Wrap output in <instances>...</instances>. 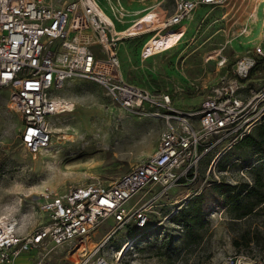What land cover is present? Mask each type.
<instances>
[{"label": "rangeland", "instance_id": "374dc122", "mask_svg": "<svg viewBox=\"0 0 264 264\" xmlns=\"http://www.w3.org/2000/svg\"><path fill=\"white\" fill-rule=\"evenodd\" d=\"M96 1L116 31L137 21L130 35L161 28L169 15L166 5L173 8V0ZM253 1L204 6L183 21L185 27L129 39L120 47L127 82L156 97L169 95L174 109H199L218 85L235 78L233 66L247 52L260 44L264 49V2ZM120 5L128 12L124 21L113 16V7ZM147 7L154 9L144 16ZM143 41V54L151 58L141 63L134 52ZM243 84L244 98L252 95L251 89L260 90L264 68L253 71ZM57 94L75 109L49 119L52 146L34 156L20 140L23 120L8 107L9 91L0 92V213L12 211L25 231L44 221L37 211L43 193L108 185L154 154L167 128L164 108L145 105L143 110H127L91 81L74 79ZM247 135L253 143L242 140L228 150L212 151L196 181L183 182L154 204L146 228L138 229L131 221L105 241L96 256L116 258L119 264H264V203H259L264 196V120ZM250 189L254 193L246 194ZM237 196L241 207L235 211L231 201ZM115 224L111 217L103 219L88 237L101 245ZM135 236L139 238L126 253L117 256ZM89 238L82 245L88 246ZM30 257L23 254L16 264ZM77 258L78 254L72 259Z\"/></svg>", "mask_w": 264, "mask_h": 264}, {"label": "built area", "instance_id": "2783aa9c", "mask_svg": "<svg viewBox=\"0 0 264 264\" xmlns=\"http://www.w3.org/2000/svg\"><path fill=\"white\" fill-rule=\"evenodd\" d=\"M228 2L173 0L174 9L171 3L166 5L169 15L163 28L129 35L127 28L115 30L114 21L96 0L64 4L0 0V92L9 91L8 107L22 117L20 140L31 155L52 146L54 129L49 119L75 109L74 103L60 108L64 98L57 94L74 79L99 84L127 110H143L145 105L164 108L167 124L157 151L108 185L43 193L37 211L45 218L33 230L25 231L16 217L0 218V264H16L23 254L31 255L23 264H118L116 258L96 256L105 241L131 221L138 229L146 228L154 204L183 182L196 181L205 157L216 149L228 150L264 120V84L258 91L251 89L248 98L242 97L243 80L264 68L261 44L233 66L235 78L218 85L195 111L172 108L169 95H151L127 82L122 73L120 47L126 41L178 30L201 7ZM152 11L147 7L144 16ZM127 14L121 5L113 7L117 21H124ZM145 44L134 52L141 63L151 58L143 54ZM133 199L130 209L125 208ZM110 217L116 224L96 251H80L96 225Z\"/></svg>", "mask_w": 264, "mask_h": 264}, {"label": "bare ground", "instance_id": "6f19581e", "mask_svg": "<svg viewBox=\"0 0 264 264\" xmlns=\"http://www.w3.org/2000/svg\"><path fill=\"white\" fill-rule=\"evenodd\" d=\"M253 2H255L256 3V0H254ZM262 2H264V0H262ZM264 4V3H263ZM158 7V6H157ZM261 7V6H260ZM154 9V8H153ZM258 9V8H257ZM256 16V15H255ZM258 17V16H257ZM138 20H140V18L138 19ZM258 21V20H257ZM137 22V21H136ZM165 26V23H163V26H161V28H163ZM131 27L132 26H129L128 28H127V30H126V34H129L130 35V32H131ZM136 35V34H135ZM247 66V64L246 63H243L242 64V66ZM58 105H59V107L61 108V107H71L72 106V104L71 103H69L68 101H66V100H64L62 103H58ZM74 111V110H73ZM73 111H71V112H73ZM69 141V140H68ZM179 202V201H178ZM21 207V206H20ZM15 208H17V207H15ZM13 214H12V211H10V210H5V211H3V212H1L0 213V218H3V219H6V218H9V217H13L12 216ZM25 218V215L24 214H22V219H24ZM139 238V236H135V237H133V238H130V240H127L124 244H123V249H122V251L121 252H117L118 253V255L117 256H122V255H124L125 253H126V251L128 250V248L131 246V245H133V243L137 240ZM88 246H85V245H81V248H80V251H84V250H89V252L90 251H92V250H94L95 249V247L97 246V243L94 241V240H92L91 238H89L88 239ZM119 251V250H118ZM116 253V254H117ZM119 264V263H118Z\"/></svg>", "mask_w": 264, "mask_h": 264}, {"label": "trees", "instance_id": "16d2710c", "mask_svg": "<svg viewBox=\"0 0 264 264\" xmlns=\"http://www.w3.org/2000/svg\"><path fill=\"white\" fill-rule=\"evenodd\" d=\"M142 44V42L140 43V45ZM139 45V46H140ZM248 136V135H247ZM247 136H245L246 138H243L242 140L245 142V143H247V144H251V143H253L254 142V140L252 139V138H250L249 136L247 137ZM241 140V141H242ZM254 193V190H252V189H250V190H248L247 191V193L246 194H253ZM231 201V200H230ZM231 203H233V208H234V210L235 211H237L241 206H240V204L238 203V196H237V198L235 199V200H232L231 201ZM259 203L261 204V203H264V196H262V198L259 200ZM252 212V209L251 210H249L248 211V213H251Z\"/></svg>", "mask_w": 264, "mask_h": 264}, {"label": "crops", "instance_id": "0c3cea01", "mask_svg": "<svg viewBox=\"0 0 264 264\" xmlns=\"http://www.w3.org/2000/svg\"><path fill=\"white\" fill-rule=\"evenodd\" d=\"M136 26H137V25H133V26L131 27V29H132V28H135ZM132 30H133V29H132ZM132 30H131V31H132ZM147 31H150V30H147ZM141 32H143V31H139V30H138L136 34L141 33Z\"/></svg>", "mask_w": 264, "mask_h": 264}]
</instances>
